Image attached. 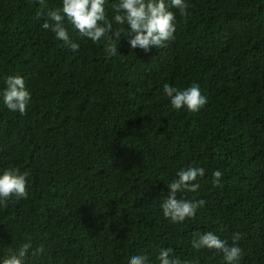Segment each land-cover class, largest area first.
<instances>
[{
    "label": "trees",
    "instance_id": "1",
    "mask_svg": "<svg viewBox=\"0 0 264 264\" xmlns=\"http://www.w3.org/2000/svg\"><path fill=\"white\" fill-rule=\"evenodd\" d=\"M115 2L106 0L109 18ZM186 2L187 16L170 9L165 46L132 49L122 36L108 57L67 20L77 52L42 28L62 0H0V174L27 172L29 192L0 203V260L30 237L25 264H128L132 255L159 264L161 248L187 264H223L221 253L192 247L211 231L229 244L241 233L240 264H264V0ZM9 75L31 94L26 115L3 103ZM165 83L197 84L207 103L173 109ZM188 167L205 174L177 198L205 203L173 223L161 204Z\"/></svg>",
    "mask_w": 264,
    "mask_h": 264
},
{
    "label": "clouds",
    "instance_id": "2",
    "mask_svg": "<svg viewBox=\"0 0 264 264\" xmlns=\"http://www.w3.org/2000/svg\"><path fill=\"white\" fill-rule=\"evenodd\" d=\"M43 4L44 0H38ZM106 0H62L61 7L47 11L48 19L42 28L54 33L57 40L62 41L72 52L79 50V44L70 39L65 21L78 31L80 36L89 39L93 44L103 43L105 54L108 57L118 55L117 42L122 36L131 37L128 43L132 49H142L145 52L150 48H161L166 42L174 39L176 9L181 16L188 15L190 7L186 0H116L111 6L113 15L105 9ZM42 13H37L41 15ZM114 24L120 27H115ZM126 26V27H125ZM6 87L2 92L4 105L13 112L26 115L31 94L25 86L24 79L19 75L5 77ZM163 94L170 99L173 109H186L190 113L198 112L206 103L207 97L201 94L199 85L193 84L184 89H178L167 83L163 85ZM205 170L202 167H188L180 169L167 186L168 194L161 204L162 214L173 223L183 222L192 218L196 210L202 207L204 200H189L177 198L180 193L195 192L200 185L198 178L203 177ZM28 173H21L19 169L9 168L0 174V203L16 199H27ZM223 173L215 170L212 173L213 186H220ZM24 242L19 249L0 260V264H25V258L31 249V238ZM242 239L239 232L231 236L232 243L221 239L213 232H205L197 239H193L195 249L215 250L222 254L223 264H240L243 252L238 242ZM36 251L42 252L43 249ZM170 248H161L157 259L159 264H187L172 255ZM128 264H148L146 255H132Z\"/></svg>",
    "mask_w": 264,
    "mask_h": 264
}]
</instances>
